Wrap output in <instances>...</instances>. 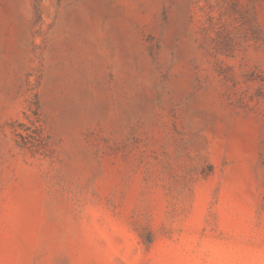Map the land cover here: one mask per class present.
I'll list each match as a JSON object with an SVG mask.
<instances>
[{
  "label": "rangeland",
  "instance_id": "1",
  "mask_svg": "<svg viewBox=\"0 0 264 264\" xmlns=\"http://www.w3.org/2000/svg\"><path fill=\"white\" fill-rule=\"evenodd\" d=\"M0 264H264V0H0Z\"/></svg>",
  "mask_w": 264,
  "mask_h": 264
}]
</instances>
